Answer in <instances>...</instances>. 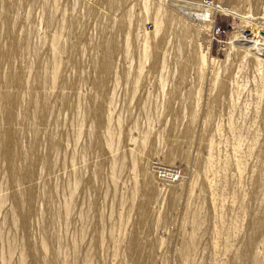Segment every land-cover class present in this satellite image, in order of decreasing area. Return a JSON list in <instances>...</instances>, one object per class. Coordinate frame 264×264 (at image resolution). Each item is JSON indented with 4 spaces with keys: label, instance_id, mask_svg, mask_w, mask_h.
Listing matches in <instances>:
<instances>
[{
    "label": "rangeland",
    "instance_id": "obj_1",
    "mask_svg": "<svg viewBox=\"0 0 264 264\" xmlns=\"http://www.w3.org/2000/svg\"><path fill=\"white\" fill-rule=\"evenodd\" d=\"M0 264H264V0H0Z\"/></svg>",
    "mask_w": 264,
    "mask_h": 264
},
{
    "label": "built area",
    "instance_id": "obj_2",
    "mask_svg": "<svg viewBox=\"0 0 264 264\" xmlns=\"http://www.w3.org/2000/svg\"><path fill=\"white\" fill-rule=\"evenodd\" d=\"M202 4H208V5H211L212 6V4L209 3V2H205V3H202ZM211 35H213V37H211V39H215V40L219 41V43H218L219 45L217 47H219V48H225L226 47L227 42L222 40V38L225 37L224 31L220 30V28H217V29H215L212 32Z\"/></svg>",
    "mask_w": 264,
    "mask_h": 264
},
{
    "label": "bare ground",
    "instance_id": "obj_3",
    "mask_svg": "<svg viewBox=\"0 0 264 264\" xmlns=\"http://www.w3.org/2000/svg\"><path fill=\"white\" fill-rule=\"evenodd\" d=\"M174 2V1H173ZM186 4V3H185ZM189 5V4H188ZM190 6V5H189ZM179 7V6H178ZM190 8V7H189ZM200 10H201V7H200ZM213 41V44L215 45L216 44V41L215 39L212 40Z\"/></svg>",
    "mask_w": 264,
    "mask_h": 264
}]
</instances>
